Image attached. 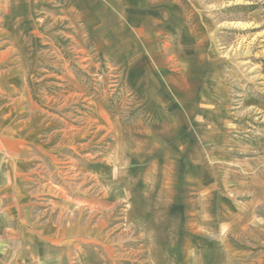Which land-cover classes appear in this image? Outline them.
I'll use <instances>...</instances> for the list:
<instances>
[{
    "label": "crops",
    "instance_id": "obj_1",
    "mask_svg": "<svg viewBox=\"0 0 264 264\" xmlns=\"http://www.w3.org/2000/svg\"><path fill=\"white\" fill-rule=\"evenodd\" d=\"M135 1L0 0V264H73L76 260L103 264V254L97 252V246L104 244L103 222L97 214L102 213L104 198L124 195L129 180L142 186L146 195L167 193L172 190L168 189L171 181L177 190L190 181L196 184L198 195L202 190L215 193L213 164L216 157L228 156V152L217 153L227 147L220 135L214 136L207 142L205 154L200 138L205 132L196 120L230 113L217 103V96L205 105L211 108H199L204 105L199 102L201 79L207 69H213L211 62H201L200 51L193 45L179 44L171 56L161 52V38L169 33L178 30L191 37L178 5L155 0L150 3L165 8L137 14ZM192 16L199 30H209L199 14ZM123 21L128 24L119 26ZM105 22H112L117 36L120 31H130L128 44L111 53L119 65L126 66V82L149 120L122 125L115 120V109H105L103 99L95 100L89 114L112 123L119 151L113 147L105 156L93 157L84 170L94 177L95 193L76 197L79 203L90 204L91 215L95 213L91 225L79 215L71 220L64 216L63 210L71 208L65 202L50 205L41 201L39 188L28 183V176L41 160L38 153L56 160L57 130L48 133L43 142L40 139L43 127L50 125L47 108L55 102L65 105L78 94L76 88L81 89L72 74L71 42L79 53L86 50L87 36H97L100 44L103 30L108 29ZM56 85L61 87L59 91ZM212 123L209 127L216 130V122ZM221 127L219 133L223 134L227 128ZM194 151L198 157L194 158ZM256 153H261L257 158L264 166V142H256ZM189 168L195 169L193 174ZM87 244L95 245L96 252L78 254Z\"/></svg>",
    "mask_w": 264,
    "mask_h": 264
},
{
    "label": "rangeland",
    "instance_id": "obj_2",
    "mask_svg": "<svg viewBox=\"0 0 264 264\" xmlns=\"http://www.w3.org/2000/svg\"><path fill=\"white\" fill-rule=\"evenodd\" d=\"M152 1L136 0L133 11L139 14L162 6L152 5ZM171 1L183 10L191 37L173 31L161 38V52L171 56L177 45H193L200 51L201 62H211L213 69H207L201 79L199 102L204 105L199 108H211L205 105L217 96V103L230 114L196 121L205 132L200 137L205 154L207 142L220 135L227 149H217V153L228 152V156L215 158V193L202 190L198 195L196 184L190 181L177 190L171 181L168 189L172 190L167 193L146 195L142 186L126 181L124 195L104 198L102 213L97 214L104 238L97 252L103 254V264H264V166L257 158L261 153H256V142H264V0L167 3ZM193 13L205 19L208 31L195 26ZM111 23H104L108 29L103 30L100 44L97 36L86 37L84 53L76 52L71 42L72 74L81 89L76 88L78 94L65 105L55 102L47 108L50 125L43 127L40 139L43 142L48 133L57 130L56 160L38 153L41 160L28 176V183L39 188L41 201L50 205L65 202L71 208L63 210L64 216L71 220L79 215L91 225L95 213L91 215L90 204L79 203L76 197L95 193L94 177L84 170L93 157L105 156L113 147L119 151L112 123L89 114L95 100L103 99L105 109H115V120L122 125L149 120L126 82V66L119 65L111 53L128 44L130 31H120L117 36ZM125 23L118 22L119 26ZM60 88L56 85L55 90ZM213 121L216 130L209 127ZM221 124L227 128L223 134L219 133ZM65 125L66 132L62 130ZM195 153L194 158L198 157ZM95 248L82 245L77 253L88 256Z\"/></svg>",
    "mask_w": 264,
    "mask_h": 264
}]
</instances>
